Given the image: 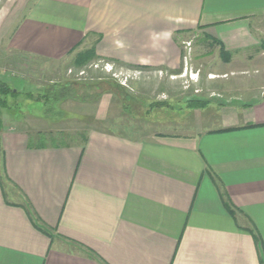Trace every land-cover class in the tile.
Returning a JSON list of instances; mask_svg holds the SVG:
<instances>
[{
    "label": "crops",
    "instance_id": "0c3cea01",
    "mask_svg": "<svg viewBox=\"0 0 264 264\" xmlns=\"http://www.w3.org/2000/svg\"><path fill=\"white\" fill-rule=\"evenodd\" d=\"M194 41L192 74L219 89L188 131L30 148L43 129L0 120V264H264V0H0L8 63L94 49L175 76Z\"/></svg>",
    "mask_w": 264,
    "mask_h": 264
},
{
    "label": "rangeland",
    "instance_id": "374dc122",
    "mask_svg": "<svg viewBox=\"0 0 264 264\" xmlns=\"http://www.w3.org/2000/svg\"><path fill=\"white\" fill-rule=\"evenodd\" d=\"M195 42L188 43L189 47L186 45V56H190L186 58L185 63L188 58L190 62L186 64L183 73L175 76L165 71L133 68L138 71H132L130 74L125 71L126 76L115 77L114 72L123 73L124 70H121V66L113 65V72L108 73L106 60L89 64L81 75L80 70L75 69L70 60L60 64H46L41 60H24L18 56L14 58V63H8L10 56L7 57L8 55L0 50V77L7 79V76L15 80L10 84L14 86L17 83L15 86L20 91H26L25 83L35 85L40 91L54 82L65 81L74 83L75 91L70 99L53 103L51 106H46L43 102L27 101L21 97L19 106L15 107L11 115L7 114L8 111L0 109V120H11L17 126L24 122L26 129L31 131L43 129L44 133H65L66 137L62 139L65 144L81 143L83 136L92 129L133 137H147L157 131H188L187 128L190 127L187 123L190 119L186 113L189 114V103L195 102L196 98L209 97L210 93L206 92V89H219L218 85L215 86L216 83H209L210 76L206 66L192 74L194 52L191 46H194ZM189 65L190 70L187 69ZM252 73L250 70L249 74ZM101 83L114 85L105 84L103 89L98 90L96 87ZM118 85L124 87L129 98H134V101L124 100L118 93ZM158 102H168L172 108L156 109L149 114L150 105ZM48 109L51 111L48 112ZM172 121L180 124L172 126L176 130L167 126L170 124L166 122ZM61 142L58 141V144ZM51 144L48 142V145Z\"/></svg>",
    "mask_w": 264,
    "mask_h": 264
},
{
    "label": "trees",
    "instance_id": "16d2710c",
    "mask_svg": "<svg viewBox=\"0 0 264 264\" xmlns=\"http://www.w3.org/2000/svg\"><path fill=\"white\" fill-rule=\"evenodd\" d=\"M225 55L222 50V56ZM100 60L98 56L96 55V52L94 49L85 50L81 53H78L76 57L72 60L71 64L72 66L80 70V72H83L85 68L89 66V64L93 63L94 61ZM7 77V76H6ZM8 78V77H7ZM108 83V82H107ZM107 83H101L96 88L103 89L105 84L107 86H112L114 84H107ZM74 83H70L69 81L65 82H57L52 83L51 86H45L43 90L36 92H22L16 86L11 85L6 80H4L2 77H0V109L8 111L7 114H12L15 107L19 106V101L21 97H23L27 101H38L43 102L46 106H51L53 103H58L67 99L71 98V94H74ZM116 89V88H115ZM108 90V89H107ZM118 93L124 98V100L131 99V101H134V98H129L128 92L125 90L124 87L118 85L117 86ZM106 91V90H104ZM114 91V90H111ZM79 99V98H78ZM190 104V103H189ZM150 112L156 109H171L172 105H170L168 102H158L156 104L150 105ZM188 109H190V105L187 106ZM51 109H48V112H50ZM188 115V113H186ZM66 137L65 133H42L39 132L36 135V138H30V148H46L48 146V142H51L52 144L49 145L51 147H66L70 144H65L62 140ZM58 141H62L61 144H58ZM83 142H87V137L83 136ZM226 207L229 211V213L233 216H235L236 210L233 208L232 204L230 202L226 203ZM41 231L46 232V230L42 227H38ZM252 233L256 243L261 244V239L258 234H256L255 230H250Z\"/></svg>",
    "mask_w": 264,
    "mask_h": 264
},
{
    "label": "built area",
    "instance_id": "2783aa9c",
    "mask_svg": "<svg viewBox=\"0 0 264 264\" xmlns=\"http://www.w3.org/2000/svg\"><path fill=\"white\" fill-rule=\"evenodd\" d=\"M188 47H189V44H188ZM96 67H97V66H96ZM106 69H107L108 73L113 72V67H112L111 65H109V64L106 65ZM84 73H85V72H81V75L84 74ZM113 75H114L115 77L126 76V73H113ZM125 78H127V77H125ZM125 80H126V79H125Z\"/></svg>",
    "mask_w": 264,
    "mask_h": 264
}]
</instances>
